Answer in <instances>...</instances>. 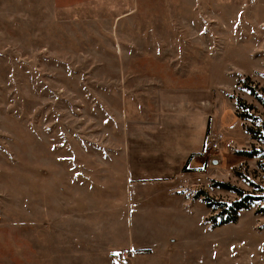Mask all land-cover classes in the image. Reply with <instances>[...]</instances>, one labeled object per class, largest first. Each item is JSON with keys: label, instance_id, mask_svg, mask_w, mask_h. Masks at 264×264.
<instances>
[{"label": "rangeland", "instance_id": "374dc122", "mask_svg": "<svg viewBox=\"0 0 264 264\" xmlns=\"http://www.w3.org/2000/svg\"><path fill=\"white\" fill-rule=\"evenodd\" d=\"M94 1L0 0V264H264V202L217 226L199 197L264 196V156L239 154L264 150V0H136L118 23ZM207 114L222 150L185 173ZM130 140L166 144L142 182Z\"/></svg>", "mask_w": 264, "mask_h": 264}, {"label": "crops", "instance_id": "0c3cea01", "mask_svg": "<svg viewBox=\"0 0 264 264\" xmlns=\"http://www.w3.org/2000/svg\"><path fill=\"white\" fill-rule=\"evenodd\" d=\"M105 2H106V0H96V1H94L92 3H95L97 8H103L105 6ZM118 2L121 5H125L127 7H126L125 11L121 12L122 14H119L114 19V22L118 23V22H120V21H122L124 19H129V18H132V17L136 16V14H135L136 0H123V2H122V0H118ZM84 3H87V2H83L82 5H84ZM177 12H178L177 16H179V15L182 16L181 14H179V9L178 8H177ZM134 19H136V18L134 17ZM90 20L91 19H89V21ZM226 29L228 30V28H226ZM162 49H163V47L161 48V50ZM116 50H117L118 53H121L120 52L121 51V47L120 48H116ZM150 50L156 51L155 48L152 45H151V49ZM156 54H157V52H156ZM181 64H183V62ZM188 111H189V109L187 110V112H184V114L182 116V125H183V129H184V133H187L188 130H189L188 128L191 127V126H185V125H187L189 119L191 118V117L188 116ZM138 118L141 119L142 116L138 117V115H137V117L133 121V122H135V124L139 123V121H138L139 119ZM131 119H134V118L131 117ZM204 119H205V122H204V124H202V129H201V133H202L201 141H200V144L198 145V146L201 147V149L197 150V151L188 152V153H186V154H184L182 156V159L184 161H186V165L188 166V169L190 171H195V170L200 169V168H196V167L194 168L193 166H190V165H193L192 163L194 161H196V160L200 163V160L198 159L199 156L204 155V153L206 152L205 149H207V148L204 147V142H205V138L207 136L206 135L207 131H209V133H211V134H213V133H221V134H223V132L220 131V129L217 126H215V124L212 122L211 117H210L209 114H207L206 118H204ZM158 130H160V127L158 128ZM154 145H155L154 155H149V156H147V153H144L143 155H141L142 151H139V149L142 148V146L138 145V143H136V142L133 143L130 140L125 145L126 149L128 150V152L126 153V159H127V164H129V168H130V166L132 167V165L134 163V167L131 168V172H130L131 176L134 178V180H133L134 183L144 181L143 175L146 172V163H148L149 160L150 161L151 160L152 161H158V162H162V163L166 162V160H167V158L169 156L168 153L166 152V148H165L166 144H163V142L160 141V140H156L154 142ZM147 146L148 145L144 146V148H143L144 151L148 150L149 147L147 148ZM123 147H124V145H123ZM123 157H124V155H123ZM199 165H202V164L200 163ZM141 167H144V168H141ZM132 169H133V172H132Z\"/></svg>", "mask_w": 264, "mask_h": 264}, {"label": "trees", "instance_id": "16d2710c", "mask_svg": "<svg viewBox=\"0 0 264 264\" xmlns=\"http://www.w3.org/2000/svg\"><path fill=\"white\" fill-rule=\"evenodd\" d=\"M249 90L251 91L252 95L256 98H258L256 96V93L254 91V89L249 88ZM260 103L263 105L264 107V100L259 99ZM238 107L239 108H246L248 110V112L250 111H254V107L252 106H248L245 102H243L242 100L238 101ZM240 119H247L248 115H238ZM247 130L251 136V139L253 140H258V138L256 137V132L253 128L247 127ZM264 141V135H261L260 139ZM241 156H244L245 158H255L258 157L260 155L264 156V150H256L253 147V151L251 152H242L239 153ZM264 166V165H261ZM184 172L185 173H189V169L188 166L186 165L184 167ZM215 186L223 189V190H227V191H232L235 192L239 199L238 201H235L234 203H232L231 205H228L227 203L224 202H219L216 201L214 198L210 197L209 195H207L204 192H200L199 193V197H203L204 202L207 205V208H209L210 210H212L214 213L218 210V214L216 216L212 215L209 219L210 223L215 224L217 226H223V225H228V224H235L238 221V216L239 213L241 211L244 210H248L253 204H255L256 202L259 201H263L264 202V196H254V195H250L247 193H244V191L237 189L236 187L228 184V183H216ZM259 192L264 193V189L258 187ZM260 213L264 215V206L263 208L260 210Z\"/></svg>", "mask_w": 264, "mask_h": 264}, {"label": "built area", "instance_id": "2783aa9c", "mask_svg": "<svg viewBox=\"0 0 264 264\" xmlns=\"http://www.w3.org/2000/svg\"><path fill=\"white\" fill-rule=\"evenodd\" d=\"M224 140V135L221 133H213L207 140V149L214 152H221V143Z\"/></svg>", "mask_w": 264, "mask_h": 264}]
</instances>
